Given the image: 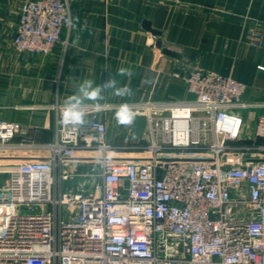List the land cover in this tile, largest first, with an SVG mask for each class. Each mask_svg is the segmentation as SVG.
Masks as SVG:
<instances>
[{"label": "built area", "instance_id": "2783aa9c", "mask_svg": "<svg viewBox=\"0 0 264 264\" xmlns=\"http://www.w3.org/2000/svg\"><path fill=\"white\" fill-rule=\"evenodd\" d=\"M12 38L16 52L49 55L71 26L68 0H25ZM262 50L264 31L247 28ZM190 98L131 105L147 137L107 124L63 125L51 143L0 120V264H264V114L244 137L247 84L201 68L176 71ZM21 136L23 141L16 142ZM17 159L16 162H12ZM4 161V162H3ZM68 162L96 165L93 181L71 188ZM68 183V184H66Z\"/></svg>", "mask_w": 264, "mask_h": 264}, {"label": "crops", "instance_id": "0c3cea01", "mask_svg": "<svg viewBox=\"0 0 264 264\" xmlns=\"http://www.w3.org/2000/svg\"><path fill=\"white\" fill-rule=\"evenodd\" d=\"M23 1L0 0V120L28 126L25 140L31 144L55 140L57 113L51 105L76 94L84 80L103 85L110 74L134 95L119 97L107 90L102 100L85 104L108 105L89 118L103 120L107 141L116 145L129 126L114 118L119 105L191 97L184 82L173 78L176 71L201 68L231 75L247 84L246 102H264V56L246 37L250 26L264 31V0H68L76 27L64 30L67 44L59 43L46 56L18 53L13 47ZM85 21L87 28L80 31ZM144 21L159 34L147 31ZM162 47L180 52L182 59L163 54ZM121 67L133 75L119 76ZM261 109L242 110L244 137L251 134L246 128L255 124ZM130 126L139 136L136 126ZM8 183L9 174L0 173V184Z\"/></svg>", "mask_w": 264, "mask_h": 264}, {"label": "clouds", "instance_id": "9594fccd", "mask_svg": "<svg viewBox=\"0 0 264 264\" xmlns=\"http://www.w3.org/2000/svg\"><path fill=\"white\" fill-rule=\"evenodd\" d=\"M78 22V18H77ZM69 25L73 28L76 24L71 20L68 21ZM87 28V22L80 28V31H84ZM117 74L121 77L133 75L131 69L121 67L117 70ZM144 83H152L151 80H145ZM111 90L115 95L119 97H131L134 95L133 90L129 86H119V82L111 74L110 78L103 84L97 85L92 80H84L77 87L76 94L68 97L65 101L64 108L61 115V123L63 125L81 126L86 123V101H99L104 97L102 93ZM99 107V104H97ZM137 113L133 110L131 105L123 103L118 106L114 113V118L118 124L132 125L136 119Z\"/></svg>", "mask_w": 264, "mask_h": 264}, {"label": "rangeland", "instance_id": "374dc122", "mask_svg": "<svg viewBox=\"0 0 264 264\" xmlns=\"http://www.w3.org/2000/svg\"><path fill=\"white\" fill-rule=\"evenodd\" d=\"M61 103H65V102H61ZM257 112H259L260 114H264V108H263V110L261 109ZM241 113L243 114V111H241ZM252 116H253V114H251V117ZM253 118H255V116ZM96 119H98V118H96ZM133 124L136 126L137 133L140 137H142V138L147 137V126H146L145 116L136 115V119L133 122ZM253 127H254V124L252 125V127L246 128V130H248V132H249L252 130ZM68 167H70L68 169H70L71 171L74 170L73 172L75 174V176L68 183L75 184V185L78 183H82L85 180H87L89 182L93 181L94 176L98 173V167L96 165H87V164L83 165L82 164V165L76 166V165H74V163L68 162ZM68 183H66V184H68Z\"/></svg>", "mask_w": 264, "mask_h": 264}, {"label": "water", "instance_id": "95a60500", "mask_svg": "<svg viewBox=\"0 0 264 264\" xmlns=\"http://www.w3.org/2000/svg\"><path fill=\"white\" fill-rule=\"evenodd\" d=\"M143 26H144V28L147 31L151 32L153 36H156V35L159 34V31L158 30H156V29H154V28L151 27V24H150L149 21H144ZM161 50H162V53L163 54H166L168 56H172L174 58L182 59L181 53L178 52V51H175V50L171 49L170 47H162Z\"/></svg>", "mask_w": 264, "mask_h": 264}, {"label": "bare ground", "instance_id": "6f19581e", "mask_svg": "<svg viewBox=\"0 0 264 264\" xmlns=\"http://www.w3.org/2000/svg\"><path fill=\"white\" fill-rule=\"evenodd\" d=\"M99 106H104L105 108H107V107H108V105H99Z\"/></svg>", "mask_w": 264, "mask_h": 264}]
</instances>
